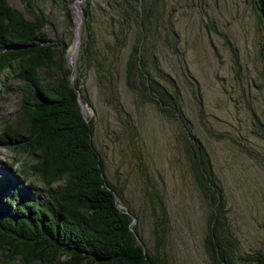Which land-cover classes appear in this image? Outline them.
Returning <instances> with one entry per match:
<instances>
[{
	"label": "trees",
	"instance_id": "obj_1",
	"mask_svg": "<svg viewBox=\"0 0 264 264\" xmlns=\"http://www.w3.org/2000/svg\"><path fill=\"white\" fill-rule=\"evenodd\" d=\"M22 1L28 15L0 0V87H11L6 79L16 78L19 90L15 119L0 118V143L25 155L19 173L32 174L42 186L36 192L17 179L3 184L7 193L0 195V264H165L145 247L132 223L134 215L119 205L117 189L104 175L92 142L89 100L80 84L88 68L94 69L117 113L127 112L116 93L120 82L137 99L153 102L180 123L193 179L211 205L204 252L211 264H232L230 241L223 233V185L210 155L182 120L178 82L161 70L155 55L162 47L174 58L177 53L178 37L162 10L164 0H83L70 67L63 64L67 42L49 36L53 22L44 2ZM47 2L70 16L65 0ZM250 2L262 26L259 74L264 80V0ZM99 16L106 32L102 45L93 24ZM40 68L52 69L50 77L40 74ZM160 208L152 225L155 245H163L166 231L165 208ZM243 259L264 264V252H248Z\"/></svg>",
	"mask_w": 264,
	"mask_h": 264
},
{
	"label": "rangeland",
	"instance_id": "obj_2",
	"mask_svg": "<svg viewBox=\"0 0 264 264\" xmlns=\"http://www.w3.org/2000/svg\"><path fill=\"white\" fill-rule=\"evenodd\" d=\"M40 1L56 31L55 35L48 26L49 36H62L67 42L63 64L70 67L76 55L75 49L69 59L77 19L71 2L65 0L68 16L64 8L47 0H32V4ZM8 3L28 15L24 1ZM82 4L83 0L75 2L80 16ZM162 10L169 14L167 21L177 34V53L174 58L169 48L162 47L155 55L161 70L178 82L182 120L210 155L223 185V233L230 241L232 264H257L243 255L264 252L262 26L250 0H164ZM93 24L97 43L102 45L106 36L102 17H96ZM40 71L50 77L52 69ZM150 71L164 81L155 68ZM6 82L11 87H0V118L14 120L17 79ZM80 84L89 100L91 137L104 175L117 189L119 205L134 215L132 223L145 247L165 264H211L203 249L211 205L193 179L180 123L153 102L137 99L120 82L116 93L127 112L117 113L92 68L84 71ZM25 160V155L0 143V195L7 193L3 184H12L13 179L41 191V182L32 174L19 173ZM161 205L167 217L166 231L163 245H155L152 225Z\"/></svg>",
	"mask_w": 264,
	"mask_h": 264
},
{
	"label": "water",
	"instance_id": "obj_3",
	"mask_svg": "<svg viewBox=\"0 0 264 264\" xmlns=\"http://www.w3.org/2000/svg\"><path fill=\"white\" fill-rule=\"evenodd\" d=\"M78 1V0H70L71 4H70V7L74 9V14L76 15L77 19L75 21V26H74V38H73V42H72V45H71V48H70V52H69V59L71 58V56L73 55V52L74 50L76 49L77 45H78V42H79V37H80V34H79V24H80V20H81V17L77 11V8L75 6V2ZM71 81L73 80V75H71ZM77 101L80 105V110H81V113L82 115L85 117L86 119V116H85V109L83 107V103L82 101L80 100V97H79V91H77ZM144 249V248H143Z\"/></svg>",
	"mask_w": 264,
	"mask_h": 264
}]
</instances>
